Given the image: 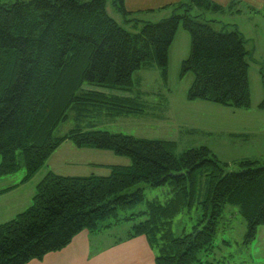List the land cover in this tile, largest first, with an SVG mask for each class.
<instances>
[{
    "label": "trees",
    "instance_id": "1",
    "mask_svg": "<svg viewBox=\"0 0 264 264\" xmlns=\"http://www.w3.org/2000/svg\"><path fill=\"white\" fill-rule=\"evenodd\" d=\"M107 3L0 2V177L20 169V156L25 170L20 184L28 182L65 141L131 161L128 166H110L108 176L67 177L49 172L37 184L31 205L0 224V264L40 261L68 247L82 231H96L110 218L118 222V211L144 201L142 188L124 192L142 184L171 187L167 202H147L144 211L125 218L144 217L133 225L128 238L144 237L155 254L154 264H201L198 253L214 246L218 221L228 205L236 207L246 223L245 242L253 240L264 225V164L259 161H239L238 170L230 171L204 146L176 155L173 142L84 125L99 112L108 116L110 110L138 111L126 106L135 103V98L96 89L128 92L132 75L151 63L166 81L169 49L180 25L190 35L189 55L180 70V77L193 75L187 100L249 108L246 41L225 25L217 31L211 25L215 21L204 18L205 11L221 14L231 6L225 9L210 0H181L162 8H171L169 18L151 23L134 18L141 12H127L124 0H111L125 23H143L131 34L108 15ZM193 10L200 13L193 15ZM259 72L264 93V71ZM259 108L264 110V96ZM69 112H73L75 126L55 137ZM12 189L0 190V195ZM197 198L203 210L201 226L174 237L172 220Z\"/></svg>",
    "mask_w": 264,
    "mask_h": 264
},
{
    "label": "rangeland",
    "instance_id": "2",
    "mask_svg": "<svg viewBox=\"0 0 264 264\" xmlns=\"http://www.w3.org/2000/svg\"><path fill=\"white\" fill-rule=\"evenodd\" d=\"M13 1L15 0H0L1 3ZM106 11L131 34L138 32L143 26L140 22L125 23L121 13L111 4V0H108ZM166 13L165 9L151 13L141 12L134 18L157 23ZM198 13L200 11L191 12L193 15ZM227 13L229 12L218 14L205 11L204 18L214 20L215 22L211 25L217 31H220L223 25L229 31L235 30L231 26L232 17L226 18ZM171 14L172 12L166 18H169ZM196 20L204 21L201 18H196ZM250 25L252 24L248 26ZM263 28L260 26L259 30ZM251 31L259 32H256L255 28H251ZM249 37L245 39V47L251 52L255 41L249 40ZM189 51L190 35L180 25L169 49L166 81L161 77L160 70L155 63L142 67L132 75L133 85L127 92V96L135 98L136 101L126 106L138 109V111L118 113L110 110L108 116L105 112H99L87 118L84 125L89 123L90 128L96 130L120 133L135 138L173 142L176 155L188 149L204 146L220 162L228 164L230 171H237V162L245 159L256 160L264 164V110L259 108L264 96L259 72V69L264 71V55L260 51L258 55L257 53L251 54L246 58L249 66L250 106L247 109L236 110L210 102L187 100L186 95L193 81V75L188 73L180 77V70L182 61L188 57ZM72 116L73 112H69V119L59 124L54 132L55 137L65 135L75 126ZM18 160L20 169L16 173L0 177V190L18 185L15 190L5 196L2 194L0 198V224L14 219L17 214L31 205L37 184L49 172L67 177H86L92 173L97 176H108L110 166H128L131 162L129 158L116 156L110 151L80 149L71 142L65 141L31 180L20 184L25 170L20 156ZM201 180L203 183L199 181V185L203 186L205 178ZM136 188L143 189L144 201L142 203L130 210L118 211V222L110 218L100 223L96 231H82L74 237L64 251L56 252L60 253L57 257L52 253L50 258H45L43 264L59 262L73 264L71 263L72 257H77L80 262L87 260L85 264H116L115 258L120 251L124 258L127 251L122 247L115 248L114 245L125 242L133 225L144 220V217H133L127 220L125 218L144 211L147 202L155 201L164 204L171 198V187L168 184L160 187L137 185L124 193L128 194ZM200 193H204V187ZM198 202L197 198L190 207L184 206L182 211L174 217L171 224L174 237L191 233L194 227L201 226L203 210ZM246 230V223L236 207L226 206L217 224L214 246L198 253L201 264H264V225L257 229L255 238L249 242H245ZM141 239L144 240V238ZM123 262L125 264L139 263L131 258H125ZM141 264L144 263L141 262Z\"/></svg>",
    "mask_w": 264,
    "mask_h": 264
},
{
    "label": "crops",
    "instance_id": "3",
    "mask_svg": "<svg viewBox=\"0 0 264 264\" xmlns=\"http://www.w3.org/2000/svg\"><path fill=\"white\" fill-rule=\"evenodd\" d=\"M221 7L228 9V7L231 6L229 11L227 10V17H232L231 21H233V24H231L234 29L242 35V37L247 39V36L249 37V40L255 41V43L251 47V52L248 50V54H256L262 53L264 55V28L262 30H259V27H264V0H210ZM181 2V0H124V8L127 12L130 13H138V12H147V11H156L161 10L163 7H166L168 5H177ZM167 10V13L165 16L160 17V19H165L168 17V15L172 12L170 9ZM223 18V19H226ZM146 21V20H145ZM249 24H252L248 26ZM251 28H255L256 32H252ZM249 33V34H248ZM257 41V42H256ZM260 70V69H259ZM85 88V87H84ZM99 92L108 93L110 95L120 96V97H127V92L122 91H116V90H104V89H96ZM50 158V157H49ZM94 174V173H92ZM18 185H13L8 188H12L9 192H6L3 194V196L9 194L13 190H15ZM7 189V188H5ZM3 190V189H2ZM2 195H0V198ZM144 237H138L135 239H126L125 242H120L114 245L115 248L122 247L127 252H125V257H122V252L120 251L118 255H116L115 262L116 264H125L123 262V259L125 258H131L137 260L141 264H154V257L155 254L153 250L149 247L147 240ZM140 239V241H138ZM114 248V249H115ZM65 249H63L64 251ZM123 250V249H121ZM62 252V251H61ZM60 252V253H61ZM60 253H54L55 257H57V254ZM52 253L45 256L40 261H31L28 264H43L45 261V258H48L51 256ZM50 258V257H49ZM71 263L73 264H85L87 263V260L85 262H80L77 257H72ZM39 262V263H34ZM57 264H64V262H59Z\"/></svg>",
    "mask_w": 264,
    "mask_h": 264
}]
</instances>
